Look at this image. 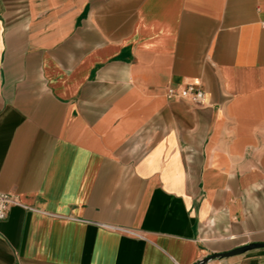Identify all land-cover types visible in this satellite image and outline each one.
<instances>
[{
	"label": "crops",
	"instance_id": "obj_1",
	"mask_svg": "<svg viewBox=\"0 0 264 264\" xmlns=\"http://www.w3.org/2000/svg\"><path fill=\"white\" fill-rule=\"evenodd\" d=\"M263 25L264 0H0V264L264 243ZM188 84L203 104L166 98Z\"/></svg>",
	"mask_w": 264,
	"mask_h": 264
},
{
	"label": "built area",
	"instance_id": "obj_2",
	"mask_svg": "<svg viewBox=\"0 0 264 264\" xmlns=\"http://www.w3.org/2000/svg\"><path fill=\"white\" fill-rule=\"evenodd\" d=\"M264 28V25L262 26ZM166 98L169 100H183L194 105L205 102V91L197 85L188 84L179 88L169 87L166 90ZM19 200L14 194L0 192V221L7 217L12 206H19Z\"/></svg>",
	"mask_w": 264,
	"mask_h": 264
},
{
	"label": "water",
	"instance_id": "obj_3",
	"mask_svg": "<svg viewBox=\"0 0 264 264\" xmlns=\"http://www.w3.org/2000/svg\"><path fill=\"white\" fill-rule=\"evenodd\" d=\"M260 249H264V243H253V244H248L239 248H235L229 252L226 253H221V254H213L210 256H207L206 258L200 260L199 262L195 263V264H206L207 262L211 261V260H222V259H228L230 257H234V256H239V255H243L245 253L251 252V251H255V250H260Z\"/></svg>",
	"mask_w": 264,
	"mask_h": 264
}]
</instances>
